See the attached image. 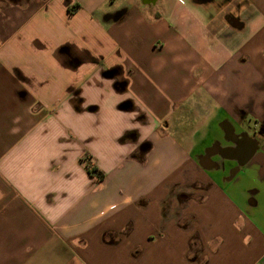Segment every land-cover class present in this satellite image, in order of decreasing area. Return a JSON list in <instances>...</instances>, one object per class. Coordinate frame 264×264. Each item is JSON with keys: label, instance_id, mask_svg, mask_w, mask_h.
Segmentation results:
<instances>
[{"label": "crops", "instance_id": "crops-1", "mask_svg": "<svg viewBox=\"0 0 264 264\" xmlns=\"http://www.w3.org/2000/svg\"><path fill=\"white\" fill-rule=\"evenodd\" d=\"M0 264H264V0H0Z\"/></svg>", "mask_w": 264, "mask_h": 264}, {"label": "trees", "instance_id": "trees-1", "mask_svg": "<svg viewBox=\"0 0 264 264\" xmlns=\"http://www.w3.org/2000/svg\"><path fill=\"white\" fill-rule=\"evenodd\" d=\"M90 172H92V173H96V174H98V176L101 178V177H103V174H102V172H100V171H98L96 168H91L90 169Z\"/></svg>", "mask_w": 264, "mask_h": 264}]
</instances>
